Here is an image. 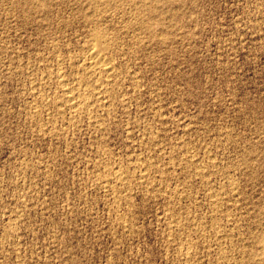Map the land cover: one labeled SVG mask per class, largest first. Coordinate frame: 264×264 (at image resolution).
<instances>
[{
  "label": "rangeland",
  "instance_id": "374dc122",
  "mask_svg": "<svg viewBox=\"0 0 264 264\" xmlns=\"http://www.w3.org/2000/svg\"><path fill=\"white\" fill-rule=\"evenodd\" d=\"M91 1L0 0V264H263L264 0ZM93 28L110 93L56 116Z\"/></svg>",
  "mask_w": 264,
  "mask_h": 264
},
{
  "label": "bare ground",
  "instance_id": "6f19581e",
  "mask_svg": "<svg viewBox=\"0 0 264 264\" xmlns=\"http://www.w3.org/2000/svg\"><path fill=\"white\" fill-rule=\"evenodd\" d=\"M91 0H89V2H90ZM106 1V0H105ZM139 1V0H138ZM145 2H146V0H144ZM150 1V0H149ZM156 1V0H155ZM93 1H91V3H92ZM100 2V1H99ZM98 2V3H99ZM104 2V1H103ZM103 2H101V3H103ZM125 3V2H124ZM128 4H129V1L127 2ZM131 3V2H130ZM139 3V2H138ZM108 4V3H107ZM134 4V3H133ZM141 4V3H140ZM144 4V3H143ZM150 4V3H149ZM146 5V4H145ZM91 6H92V4H91ZM125 6V5H124ZM131 6V5H130ZM141 7V6H140ZM133 8V7H132ZM151 8V7H150ZM134 9V8H133ZM145 9V8H144ZM106 10V9H105ZM140 11V10H139ZM139 11H137V12H139ZM161 12V11H160ZM91 13V12H90ZM146 14V13H145ZM151 14V13H150ZM175 15V14H174ZM136 16V15H135ZM158 16H159V14H158ZM138 17V16H137ZM150 17V16H149ZM83 18H84V16H83ZM154 18H155V16H154ZM86 19H87V17H86ZM86 19H84L85 20V22H86ZM97 19H99L98 17H97ZM132 19V18H131ZM143 19V18H142ZM88 20V19H87ZM141 20V19H140ZM139 20V21H140ZM156 20H158V19H156ZM142 21V20H141ZM147 21V20H146ZM88 22H90V21H88ZM87 22V23H88ZM131 22H132V20H131ZM154 22V21H153ZM156 22V21H155ZM161 22V21H160ZM138 23V22H137ZM142 23H143V21H142ZM144 23H145V21H144ZM89 24V23H88ZM94 24V23H93ZM163 25V24H162ZM88 26V25H87ZM97 26V25H96ZM143 26V25H142ZM158 26V25H157ZM160 26V25H159ZM100 27V26H99ZM130 27V26H129ZM146 27V26H145ZM162 27V26H161ZM144 28V27H143ZM92 29V28H91ZM94 29V28H93ZM97 29V28H96ZM159 29V28H158ZM95 30V29H94ZM98 30V29H97ZM102 30V29H101ZM108 30V29H107ZM126 30V29H125ZM124 30V31H125ZM132 30H133V28H132ZM96 31V30H95ZM103 31H105V30H103ZM135 31V30H134ZM159 31V30H158ZM92 32V31H91ZM90 32V34H93V32L91 33ZM164 32V31H163ZM141 33V32H140ZM150 33V32H149ZM158 33V32H157ZM167 33V32H166ZM138 34V33H137ZM144 34V33H143ZM140 35V34H139ZM150 35V34H149ZM105 36V35H104ZM91 37V36H90ZM106 37V36H105ZM91 38H93L92 39V43H91V45L89 46L90 48L87 50V57H86V63H85V67H83L84 68V71L85 72H83L84 74H83V76L82 77H79V78H77L76 79V77H75V79H73V78H71L73 81L72 82H70L69 80H68V78H65V77H67V76H63V74L62 75H60L61 73H59V72H56V74L58 73V79L56 78V80H57V85L59 84V87H60V89H61V98L60 99H58V100H56L55 98H54V100H56V101H58V103L60 102V104L59 105H61L62 107H64V108H61V107H59L58 106V104H57V107L58 108H56V116H58L59 115V117H60V115H61V117L64 115H66V113L67 112H69L72 116H74V114H78L79 113V116H81L80 115V113H83V114H85L84 112H90V111H92V108H93V106H92V103L90 102V101H92V100H88L87 101V99H86V90L84 89V87H83V82L86 80V79H88V80H91V81H93L92 83H93V87H92V91L89 89V88H87L86 87V89H88V91L90 90L91 91V93L93 92V95L95 96L94 98L96 99V101H102V99L104 100L105 98L107 99V95L110 93L109 92V90H108V88L106 87V85L105 84H100L101 83V80L102 79H111L112 77H114V66H113V64H112V61L114 60V59H112V61L106 56V52L108 51V47H110V45H107V44H104V42L106 41H104L103 42V40L105 39V38H103V34L98 30V31H96L94 34H93V37H91ZM136 38V37H135ZM141 39V38H140ZM145 39H146V37H145ZM147 40V39H146ZM162 40V39H161ZM91 41V40H90ZM107 42V41H106ZM138 42V41H137ZM140 42V41H139ZM142 43V42H141ZM155 43V42H154ZM117 44V43H116ZM133 44V43H132ZM144 44V43H143ZM160 45V44H159ZM137 46V45H136ZM140 46H142V45H140ZM88 47V46H87ZM113 47V46H112ZM111 48V47H110ZM114 50V49H113ZM115 51V50H114ZM111 52V51H110ZM110 55V54H109ZM112 55V54H111ZM131 56V55H130ZM113 57V56H112ZM117 57V56H116ZM59 63H60V61H59ZM123 63V62H122ZM118 64V63H117ZM82 66V65H81ZM75 67V66H74ZM79 69V68H78ZM81 70H82V68H81ZM60 72H62V71H60ZM66 72V71H65ZM73 72V71H72ZM82 72V71H81ZM64 73V72H63ZM75 73H77V72H75ZM79 73V72H78ZM54 74V73H53ZM52 74V75H53ZM66 75V74H65ZM69 75V74H68ZM80 75H82V74H80ZM115 75H116V73H115ZM51 76V75H50ZM49 76V77H50ZM76 76H78L77 74H76ZM48 77V78H49ZM55 77V76H54ZM116 77H118L117 75H116ZM46 78H47V76H46ZM45 77H44V79H46ZM47 78V79H48ZM52 78V77H51ZM50 78V79H51ZM70 79V78H69ZM70 79V80H71ZM118 79V78H117ZM100 80V83L98 82ZM109 80H106V81H109ZM41 81V80H40ZM51 81H53V80H51ZM103 82H104V80H102ZM111 81V80H110ZM114 81H116V79H114ZM113 81V82H114ZM85 82H89V81H85ZM50 83V82H49ZM91 83V82H90ZM91 83V84H92ZM106 83V82H105ZM87 84V83H86ZM40 85V84H39ZM105 85V86H104ZM108 85V84H107ZM111 85H113V84H111ZM114 85H116V84H114ZM38 86V85H37ZM44 86H45V84H44ZM86 86V85H85ZM110 87H112V86H110ZM113 88V87H112ZM34 89V88H33ZM44 89V88H43ZM59 89V88H58ZM111 89V88H110ZM115 90V89H114ZM35 91V90H34ZM37 92V91H36ZM58 92H60V91H58ZM109 92V93H108ZM113 92V91H112ZM35 93V92H34ZM57 94V93H56ZM60 95V94H59ZM90 95V94H89ZM115 95V94H114ZM34 96V95H33ZM45 96V95H44ZM92 96V94L90 95V97ZM116 96V95H115ZM114 96V97H115ZM51 97V96H50ZM58 97V96H57ZM93 97V96H92ZM110 98V97H109ZM42 99H43V97H42ZM105 99V100H106ZM109 100V99H108ZM118 100V99H117ZM49 102V101H48ZM50 102H51V100H50ZM49 102V103H50ZM54 102V101H53ZM90 102V103H89ZM103 102V101H102ZM45 103V102H44ZM46 103H47V101H46ZM120 103V102H119ZM38 104V103H37ZM53 104H55V103H53ZM50 105H52V102L50 103ZM56 105V104H55ZM100 105H101V103H100ZM47 106H48V104H47ZM94 106H95V103H94ZM113 106V105H112ZM40 107H41V104H40ZM56 107V106H55ZM53 108V107H52ZM95 108V107H94ZM93 108V109H94ZM98 108V107H97ZM105 108V110H106V107H104ZM110 108V107H109ZM50 109V108H49ZM54 109V108H53ZM96 109V108H95ZM100 109H102V108H100ZM37 110V109H36ZM103 110V109H102ZM108 111H109V109H107ZM38 111V110H37ZM43 111V110H42ZM49 111V110H48ZM52 111L53 110H51V113H52ZM107 111V112H108ZM36 112V111H35ZM39 112V111H38ZM34 113V112H33ZM50 113V112H49ZM96 113V112H95ZM94 113V114H95ZM105 113V112H104ZM98 114V113H97ZM96 114V115H97ZM107 114V113H106ZM105 114V115H106ZM37 115V114H36ZM70 115V116H71ZM34 116V115H33ZM51 116H53V115H51ZM67 116V115H66ZM69 116V115H68ZM32 117V116H31ZM76 117V116H75ZM84 117V116H83ZM87 117V116H86ZM88 117H91V115L90 116H88ZM93 117V116H92ZM100 117V116H99ZM64 118V117H63ZM62 118V119H63ZM77 118V117H76ZM95 118V117H94ZM93 118V119H94ZM44 119V118H43ZM57 119V118H56ZM70 119V118H69ZM86 119V118H85ZM33 120V119H32ZM52 120V119H51ZM75 120V119H74ZM39 121V120H38ZM70 121V120H69ZM91 121V120H90ZM94 121H95V119H94ZM45 122V121H44ZM92 122V121H91ZM103 122H105V121H103ZM37 123V122H36ZM51 123H53V122H51ZM89 123V122H88ZM100 123H102V122H100ZM90 124V123H89ZM97 124V123H96ZM99 126V125H98ZM93 127V126H92ZM53 131V130H52ZM98 131V130H97ZM101 132V131H100ZM208 157V156H207ZM139 158V157H138ZM136 160V159H135ZM138 160V159H137ZM191 161V160H190ZM149 162H151V161H149ZM149 162H148V164H149ZM154 162V161H153ZM141 163V162H140ZM152 163V162H151ZM147 164V163H146ZM146 164H144V165H146ZM153 164V163H152ZM156 164V163H155ZM143 165V166H144ZM151 165V164H150ZM148 166V165H147ZM130 167V166H129ZM134 167V166H133ZM140 167V166H139ZM108 168V167H107ZM106 168V169H107ZM126 168V167H125ZM147 168V167H146ZM155 168V167H154ZM110 169V168H109ZM109 169H107V170H109ZM138 169V168H137ZM148 169V168H147ZM150 169V168H149ZM116 170V169H115ZM124 170V169H123ZM127 170H129V169H127ZM153 170V169H152ZM199 170V169H198ZM205 170V169H204ZM139 170H137V172H138ZM144 171V170H143ZM108 172V171H107ZM147 172H149V171H147ZM110 173V172H109ZM126 173V172H125ZM131 173V172H130ZM107 174V173H106ZM128 174V173H127ZM132 174V173H131ZM136 174V173H135ZM140 174V173H139ZM144 174V173H143ZM142 174V175H143ZM164 174V173H163ZM197 174H199V173H197ZM103 175V174H102ZM133 175V174H132ZM131 175V176H132ZM150 175H152V173L150 174ZM106 176V175H105ZM104 176V177H105ZM108 176V175H107ZM137 176V175H136ZM162 176V175H161ZM206 176V175H205ZM103 177V176H102ZM143 177H144V175H143ZM147 177V176H146ZM201 177H202V175H201ZM107 179H106V182L105 183H107V185L106 186H109V185H111V184H115L116 185V187H118V186H120V188L122 187V189H123V191H125L124 189H126L125 187H126V185H127V178L124 176V173L123 172H116V173H114V174H112L111 173V175H110V177H106ZM140 178V177H139ZM102 179V178H101ZM104 179V178H103ZM147 179H149V178H146V180ZM131 180V179H130ZM140 180V179H139ZM145 180V181H146ZM102 181V180H101ZM142 182H144L143 180H141ZM148 181V180H147ZM132 182H134V181H132ZM151 182H153V181H151ZM128 183H129V181H128ZM148 183V182H147ZM149 183H150V181H149ZM100 184V183H99ZM142 184V183H141ZM145 184V183H144ZM151 184V183H150ZM131 185V184H130ZM139 185V184H138ZM143 185V184H142ZM147 185V184H146ZM125 186V187H124ZM129 186V185H128ZM134 186V185H133ZM102 187H103V183H102ZM111 187V186H110ZM113 187V186H112ZM107 188V187H106ZM153 188V187H152ZM105 189V188H104ZM113 189V188H112ZM122 189H120V190H122ZM107 190V189H106ZM108 190H110V189H108ZM116 190V189H115ZM118 190V189H117ZM116 190V191H117ZM112 191V190H111ZM128 191V190H127ZM154 191V190H153ZM152 191V192H153ZM155 191H156V189H155ZM104 192H105V190H104ZM110 194H111V192L110 191H108ZM119 192V191H118ZM121 192V191H120ZM119 192V193H120ZM212 192V191H211ZM112 193H114V192H112ZM129 193V192H128ZM118 194V193H117ZM121 194V193H120ZM113 195H116V194H113ZM124 196H125V194H123ZM126 195H128V194H126ZM164 195V194H163ZM111 196H112V194H111ZM212 196V195H211ZM113 197V196H112ZM118 197H120V195L118 196ZM122 197V196H121ZM126 197V196H125ZM115 198H116V196H115ZM174 198V197H173ZM119 199V198H118ZM128 199V198H127ZM180 199V198H179ZM183 199V198H182ZM120 200V199H119ZM118 200V201H119ZM124 200V199H123ZM220 200V199H219ZM115 201H117V198H116V200ZM215 201H217V200H215ZM119 203V202H118ZM218 204V203H217ZM18 215V214H17ZM16 215V216H17ZM120 218V217H119ZM179 220V219H178ZM123 221V220H122ZM175 221H177V220H175ZM180 221V220H179ZM124 222H125V220H124ZM174 224V223H173ZM214 224H216V223H214ZM176 225H178V224H176ZM172 226V225H171ZM175 226V225H174ZM179 226V225H178ZM215 226V225H214ZM173 227V226H172ZM176 227V226H175ZM200 227V226H199ZM176 228H179V227H176ZM174 229V228H173ZM217 229V228H216ZM215 229V230H216ZM184 230V229H183ZM197 230V229H196ZM200 230V229H199ZM187 231V230H186ZM207 235V234H206ZM180 237V236H179ZM173 240V239H172ZM219 240V239H218ZM189 241V240H188ZM263 242V241H262ZM255 243V242H254ZM250 247V246H249ZM260 248V247H259ZM256 249V248H255ZM260 249H262L261 251V253H262V255L264 256V246H262V248H260ZM220 250V249H219ZM189 251V250H188ZM253 252V251H252ZM259 252V251H258ZM187 253V252H186ZM186 253H184V255L186 254ZM182 254H183V252H182ZM188 254V253H187ZM257 254V253H256ZM256 254H254V255H256ZM190 255V254H189ZM249 255V254H248ZM261 255V256H262ZM191 256V255H190ZM190 256L188 257H186V259L187 260H184L185 262L186 261H188L189 263L190 262H192L191 261V258H190ZM225 256V255H224ZM260 255H258L257 257H259ZM262 256V257H263ZM193 257V256H192ZM184 258V257H183ZM182 258V259H183ZM224 258H226V257H224ZM228 258V257H227ZM193 260H194V258H192ZM222 259H223V257H222ZM245 259V258H244ZM260 259V261L262 262V260H261V257L259 258ZM259 259H257V262H258V260ZM263 259V258H262ZM180 260H181V257H180ZM252 261L251 262H255V259L253 258V259H251ZM254 260V261H253ZM264 260V259H263ZM250 262V261H249ZM187 263V262H186ZM194 263H196V262H193V264ZM248 264V263H247ZM262 264V263H261ZM263 264H264V262H263Z\"/></svg>",
  "mask_w": 264,
  "mask_h": 264
}]
</instances>
